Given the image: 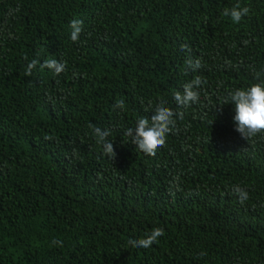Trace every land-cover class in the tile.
Wrapping results in <instances>:
<instances>
[{
  "label": "trees",
  "instance_id": "1",
  "mask_svg": "<svg viewBox=\"0 0 264 264\" xmlns=\"http://www.w3.org/2000/svg\"><path fill=\"white\" fill-rule=\"evenodd\" d=\"M237 3L250 12L234 24L221 12ZM34 58L66 71L27 76ZM197 75L166 145L137 149L123 131L160 100L178 109ZM259 82L264 0H0V264H264V133L242 138L223 104ZM90 123L113 129L115 160ZM156 227L151 247L127 243Z\"/></svg>",
  "mask_w": 264,
  "mask_h": 264
},
{
  "label": "clouds",
  "instance_id": "2",
  "mask_svg": "<svg viewBox=\"0 0 264 264\" xmlns=\"http://www.w3.org/2000/svg\"><path fill=\"white\" fill-rule=\"evenodd\" d=\"M14 11H19V8ZM250 12L247 6H241L239 3L231 8L225 7L221 15L230 18L234 24H239L241 20ZM12 14V11L9 13ZM70 39L74 43L80 42V36L83 32L84 21L79 18H73L70 21ZM27 59V57H25ZM188 66L196 71L201 68L199 58L193 60L191 57L186 61ZM39 67L50 69L56 76L66 71V62L57 59H48L40 63L38 59H32L25 68V75L32 76L33 72ZM206 83L201 76L197 75L189 82L183 84L182 91H175L173 98L178 109H173L167 105L166 100H160L155 104L150 118L142 116L137 119L135 127H128L123 131V135L130 138L131 143L137 146L141 152L149 156H155L158 149L163 148L169 134L177 129V119H183L184 113L180 109H187L194 104H198L201 99V86ZM232 103L235 105V115L233 117L236 124V131L239 132L244 139H251L258 134L264 133V82L253 83L244 88H237L228 93L227 99L223 104ZM125 109V102L122 99L116 100L112 105V110L116 111ZM91 135L95 138L98 145L101 146L103 155L109 159L115 160L117 153L114 148L113 140L109 139L113 135L112 128H101L96 124H89ZM51 135H45V140H51ZM231 192L236 195L241 204L249 199L248 191L240 185H233ZM165 235V231L161 227L154 228L145 237L140 239H129L127 243L133 248H149L158 242L161 236ZM56 243V241H54Z\"/></svg>",
  "mask_w": 264,
  "mask_h": 264
}]
</instances>
